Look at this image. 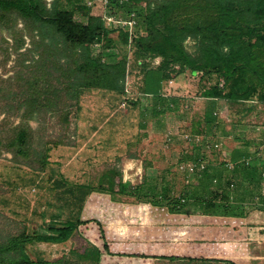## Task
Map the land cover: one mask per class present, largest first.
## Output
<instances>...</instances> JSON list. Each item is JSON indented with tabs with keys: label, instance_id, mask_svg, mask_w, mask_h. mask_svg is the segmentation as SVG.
I'll return each mask as SVG.
<instances>
[{
	"label": "trees",
	"instance_id": "1",
	"mask_svg": "<svg viewBox=\"0 0 264 264\" xmlns=\"http://www.w3.org/2000/svg\"><path fill=\"white\" fill-rule=\"evenodd\" d=\"M73 3V0H0V53L9 48H1L2 43L8 44L3 32L8 33L16 52L24 43V35L29 36L32 44L27 49L32 52L28 62L22 61L18 71L17 64L7 78L0 77V115H3L0 131L8 123L6 116L18 118L7 130L11 134L0 136V145L14 156H22L24 163L31 165L28 159H34L40 170L49 163L50 142L41 137L34 139L38 128L32 127L30 121L39 125L46 114L62 109L61 118L67 121L68 109L77 110L87 90L124 92L128 59L127 52L119 54L118 50L123 45H129L134 63L139 66L138 73H142L141 91L153 96L154 114L172 109L177 102L159 94L162 80L189 71L200 81L210 83L201 91L207 99L205 124L193 133H203L212 127L211 109L217 100L246 109L260 105L263 111L264 0H93L83 21L75 18ZM120 11L125 12L123 17L133 13L136 19L131 40L127 27L109 28L104 24L105 13L119 15ZM18 21L22 22L21 28H17ZM187 40L191 42L189 47ZM95 43L100 50L116 51L102 56L100 51L95 52L98 49ZM156 56L160 57V63L152 68L148 60ZM23 71L28 72L26 76ZM17 75L23 80L20 90L14 87ZM20 92L26 95L17 101ZM243 148L234 149L231 158L237 160L246 155L247 147L246 153H240ZM242 172L256 180L262 178L255 168ZM118 175L115 168L104 170L100 175L102 184L95 192L147 214L155 208L163 209L152 233L160 238L180 236L195 247L156 257L243 264L247 256V207L238 200L229 201L233 172L223 180L215 178L216 181L207 169L196 176L200 188L192 209L187 205L194 190L175 196L167 181L160 186L157 181L151 184L142 181L128 187L118 180L119 186L115 188ZM81 188L84 195L90 191L89 186ZM122 194L131 195V200L119 198ZM74 232L90 244L80 257L89 258L94 264L118 263L129 255L114 250L111 234L98 218L85 211L63 222H48L45 232L23 229L10 235L0 243V262L62 264L60 258L31 259L26 244L63 242ZM130 256L150 257L142 253Z\"/></svg>",
	"mask_w": 264,
	"mask_h": 264
},
{
	"label": "rangeland",
	"instance_id": "2",
	"mask_svg": "<svg viewBox=\"0 0 264 264\" xmlns=\"http://www.w3.org/2000/svg\"><path fill=\"white\" fill-rule=\"evenodd\" d=\"M73 1L75 18L85 20L84 14L93 0ZM119 15L124 16L125 12L120 11ZM21 26L22 22L18 21L17 28ZM2 34L8 44L2 43L1 48H9L3 54L0 53V77L7 78L17 64L18 71L22 67L21 62L27 63L32 57V52L27 50L32 44L29 36L24 35V43L16 52L11 46L12 40L8 33ZM190 43L187 40L188 47ZM118 50L119 54L127 52L126 78L131 82L129 92L118 94L101 89L87 90L84 93L93 95V98L88 100V106L85 111L81 110V114L69 108L67 121L61 118L63 109L46 114L39 125L30 121L32 127L38 128L34 132V139L41 137L50 142L49 163L43 170L37 169L34 159H28L31 165L24 163L22 156H14L5 146L0 145V243L23 229L28 232H45L48 222H63L86 211L98 218L111 234L115 243L114 250L129 254L113 264H221L217 261L156 257L164 253L184 252L185 247L195 250V247L188 245L180 236L160 238L152 233L157 228L158 217L164 213L163 209L155 208L151 214H147L139 208H126L123 204L111 201L107 195L95 191L102 184L101 173L115 168L119 171L115 188L119 186L118 180L125 182L128 187L142 181L150 184L157 181L160 186L167 181L175 196L185 190H194L195 195H190L187 205V208L192 209L200 188L195 180L197 175L189 176L187 180V176L177 169L178 163L201 157L208 161L210 169L214 167L213 172H222L221 162L229 158V152L243 146L252 153L262 152L264 161V109L262 111L258 106L246 109L224 100L215 101L211 109L214 116L212 127L197 134L203 135L208 142H220L221 145L218 148L206 147L185 140L183 134H196L193 130L205 124L207 99L201 95V91L210 83L206 84L186 71L187 74L180 80L181 85L175 87L182 94L178 95V101L172 109L161 115L154 114L151 97L141 93L140 81L136 79L139 66L134 63L129 45L120 46ZM98 51L104 56L116 50L98 48L95 52ZM23 72L24 76L28 73ZM21 85L23 80L17 75L14 87L20 90ZM168 93L173 92L171 90ZM25 95L20 92L16 100H22ZM79 115L86 122L83 127L84 138L97 131L90 145L78 154L77 145L80 142L74 143L73 147L67 145L75 140L71 136L78 132L75 117ZM2 117L0 115V120ZM6 119L8 123L3 125L0 136H9L11 132L7 131L8 128L18 121L15 116H6ZM235 168L241 170V166ZM226 173L223 172L218 180H223ZM214 184L211 186L214 187ZM83 186H89V193L84 195L81 192ZM119 198L131 200V195L122 194ZM26 248L31 259L60 258L62 264H94L89 258L80 257L82 252L90 248V244L77 232L63 242H31L26 244ZM135 253L150 257L130 256Z\"/></svg>",
	"mask_w": 264,
	"mask_h": 264
},
{
	"label": "crops",
	"instance_id": "3",
	"mask_svg": "<svg viewBox=\"0 0 264 264\" xmlns=\"http://www.w3.org/2000/svg\"><path fill=\"white\" fill-rule=\"evenodd\" d=\"M156 66H151V67L155 68ZM186 74L187 72H184V73H180L176 75L175 77H171V79L168 78V79L162 80L160 83L159 94L161 96H166L168 98L173 97L174 99H176V101H178L179 98L177 97H180L178 95H182V94H180L179 91L175 90V87H179L178 86L179 84L181 85L180 80ZM190 75L194 77L192 74ZM136 79H139L138 81L140 82L138 81L137 82L138 84H140V87H141L142 86V73L139 76H137ZM204 82L207 83V81H204ZM171 90L173 93H168V91H171ZM141 93L145 96L151 97V99L153 100V96L151 94L149 93L144 94L142 91ZM92 98H93V95L89 93H84L81 96V99L79 101V108L77 109L76 112L80 111L79 114H81V110L82 112L85 111L86 110L85 107L88 106V100L91 101ZM133 101L134 100H131V103H133ZM258 107H260V105H258ZM161 114L162 113H160V115ZM80 117L81 115L75 117V119H77L76 121L77 126L79 127L77 129L78 131L77 134L75 135L72 134L71 136L75 140L71 143V145H67V146L73 147L74 143L80 142L81 144L77 145L79 147L78 154L80 153L82 149L87 148L90 145V141L93 140L94 136L96 135L95 131H97V130L93 131L91 135H88L87 138H84L83 127H85L86 122L80 119ZM243 149L245 150H240L241 154L246 153L247 149L245 147ZM233 151L234 149L229 152V158L227 160H233L231 158V155L235 153ZM256 152H255L256 153L255 155V153H252L251 150H248L246 155H249V154L254 155L252 162L250 164L243 163V164L235 165L233 167L234 169L232 170H226L222 167V170H223L222 172H213L214 170L212 171V169L214 167L210 169V167L207 166L206 168L209 173L213 174L214 176L213 178L220 177L221 174H223V172L224 173L228 172L226 173V175H229L233 172V174L235 175V177L231 179V183H233V185L232 186L230 185L232 189L229 194V201L233 202L235 200H238L239 202H242V204H244L247 207V213L245 216L246 231H247V237H246L247 256L246 258H244L243 264H264V209H263L264 208V177H262V172H264V167L262 165L264 161H262L263 159L262 152L260 151H256ZM236 166H241V170L238 171L235 168ZM247 168H252V169L255 168L257 172H261L262 178L260 180H256L254 178L247 177L245 173L242 172L243 169H247ZM201 173L196 174V175L199 176ZM197 178L198 177H196L195 180H197ZM259 205L260 207H258ZM219 263L223 264L224 262L220 261ZM224 264H229V263H224Z\"/></svg>",
	"mask_w": 264,
	"mask_h": 264
},
{
	"label": "built area",
	"instance_id": "4",
	"mask_svg": "<svg viewBox=\"0 0 264 264\" xmlns=\"http://www.w3.org/2000/svg\"><path fill=\"white\" fill-rule=\"evenodd\" d=\"M103 1L106 2L107 0H103ZM88 4L90 5L91 3L88 1ZM103 20H104L105 26L109 27V28H115L117 26L127 27L128 31H129V40H131V37L133 35V28H134L135 23H136V19H135L133 13H130L126 17L120 16V15H115V14L105 13L103 15ZM94 45L98 46L97 43H95ZM148 61L151 64L150 66H156L160 63V57L156 56V57H154ZM169 79H171V77ZM130 83L131 82L129 81V78L128 77L125 78V87H124L125 92L130 91L129 90L130 85H131ZM222 84H223V81H222V79H220L219 85H222ZM214 113H216V112H214ZM182 137H183V139L192 141L196 144H198V143L204 144L206 147L218 148L221 145L220 142H208L207 140H205V137L203 135H199V134L191 135V134L186 133V134H183ZM256 153H255V155H256ZM253 158H254V155L249 154V155L243 156L237 160H225L222 162V165H223L224 169L232 170L235 165L243 164V163L244 164H250L252 162ZM207 166H208L207 161L201 157H198V158H195L193 160H186V161L179 162L177 165V169L180 172L184 173L187 176V180H188L189 176L203 172L207 168ZM262 177H264V172H262ZM214 181H216L215 178H214ZM230 185L232 186L233 183H231Z\"/></svg>",
	"mask_w": 264,
	"mask_h": 264
}]
</instances>
